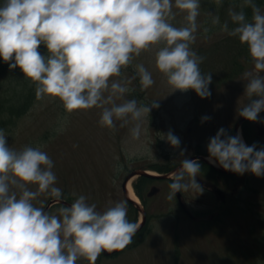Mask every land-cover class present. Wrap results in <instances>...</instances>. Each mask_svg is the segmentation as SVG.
Wrapping results in <instances>:
<instances>
[{
  "label": "clouds",
  "instance_id": "1",
  "mask_svg": "<svg viewBox=\"0 0 264 264\" xmlns=\"http://www.w3.org/2000/svg\"><path fill=\"white\" fill-rule=\"evenodd\" d=\"M244 6L252 10L251 21L243 10L230 9L228 15L236 26L229 30L226 22L222 30L247 45L254 70L241 75L249 102L239 109V116L258 122L264 112V11L254 0H244ZM200 7V0H3L0 59L10 70L19 67L24 78L36 85L37 99H59L69 114L102 109L101 127L115 129L116 121L122 122L121 127L136 122L130 132L137 137L139 121L158 105H138L135 99L116 103L130 91L131 81L113 78L120 77L142 52L160 46L156 68L173 91L191 89L201 98L210 96L211 74L201 72L204 58L191 47ZM173 8L185 14V26L170 22L175 18ZM213 23L218 24L219 18L214 17ZM41 45L47 55L38 50ZM135 72L142 90L155 83L143 64L135 65ZM209 119L204 116L201 122ZM166 139L179 147L171 132ZM207 151L209 162L226 171L264 176V147L246 145L239 134L229 136L221 128L210 138ZM53 167L39 147L13 150L0 129V264H76L80 259L96 264L103 253L123 250L133 242L140 225L129 221L125 201L103 212L84 195L59 207L58 214L35 206L33 201L41 194L62 199ZM200 171L197 160L182 159L170 174L167 198L189 190L202 193L196 180Z\"/></svg>",
  "mask_w": 264,
  "mask_h": 264
},
{
  "label": "rangeland",
  "instance_id": "2",
  "mask_svg": "<svg viewBox=\"0 0 264 264\" xmlns=\"http://www.w3.org/2000/svg\"><path fill=\"white\" fill-rule=\"evenodd\" d=\"M233 1L200 0L195 42L191 47L204 58L200 64L201 72L210 73L212 77L207 98L199 97L191 89L173 91L166 77L156 68L158 45L134 57L132 65L122 69L120 77L113 78L121 82L129 80L128 88L131 91L137 89L139 78L135 65L143 64L155 81L150 88L143 90L145 101L142 104L150 107L156 104L158 107H151L149 115L139 121L137 137L130 132L136 122L130 121L121 127L122 122L116 121L115 129L101 127L98 122L102 109L94 107L69 114L59 99L45 97L42 100L36 98L24 116L11 120L2 129L8 146L16 151L29 146L39 147L46 152L54 163L55 186L62 190V198L73 203L84 195L87 202L96 204L100 212L115 202H126L121 183L127 168L148 163L174 166L194 149L207 155L210 138L221 128L230 133L233 123L240 117L239 109L249 102L245 94L246 81L240 79L243 72L254 70L253 62L248 54L242 57L248 59L245 65L240 66V61L230 65L233 52L240 47L236 45L237 37L222 30L226 22L229 30L234 28L229 26L228 15L230 9L234 10ZM260 8L264 11V4ZM173 12L175 18L170 22L176 27L185 26V14L175 8ZM214 17L219 18L218 24L213 23ZM44 50L43 55H47L46 47ZM125 100H131L128 93L116 103ZM204 116L210 119L202 123ZM250 126L249 138L253 141L255 134L259 135L255 144L258 149L264 147V112L259 114V121ZM169 132L179 139V147H173L167 141ZM204 168L206 171L201 170L196 177L203 192H183L195 212H205L201 215L202 222H188L186 226L179 225V222L176 225L175 216H170L171 212H177L175 199L167 198L169 182H164V191L148 207H155L152 211L156 217L139 237L144 231L146 234L141 238L137 236L119 253L110 257L102 254L96 264H173L175 259L179 264H264V229L261 227L264 224L261 225L264 221V176L256 177L245 172L218 179L219 173L212 170V174L208 167ZM201 179L212 181L227 191L229 198L225 206H220V213L215 214L219 200L203 186ZM29 188L36 190L35 185ZM13 191L19 195V189ZM50 199L52 197L47 194H41L33 204L44 207ZM126 204L128 219L132 222L135 212L129 211V204ZM61 206L65 205L55 203L48 211L58 214ZM211 214L215 215L214 219L207 223ZM76 264H88V261L80 259Z\"/></svg>",
  "mask_w": 264,
  "mask_h": 264
},
{
  "label": "trees",
  "instance_id": "3",
  "mask_svg": "<svg viewBox=\"0 0 264 264\" xmlns=\"http://www.w3.org/2000/svg\"><path fill=\"white\" fill-rule=\"evenodd\" d=\"M254 2L260 7L264 4V0H254ZM3 3V0H0V4ZM234 7L235 11L243 10L246 14V18L251 21L252 10L250 7L244 6V2L241 0H235L231 4ZM230 27H235L232 22L229 23ZM222 44L221 42H219ZM236 45L240 47L238 50L233 52V63H238L240 61V66L246 64L248 59L242 57L248 55L247 45L241 44L238 37L236 40ZM44 45H41L38 49L41 54H44ZM252 60V59H251ZM264 76V73H263ZM138 88L130 90L128 92L129 99H135L136 101H140L139 103H143L145 101V94L144 91L141 89L140 83H137ZM36 85L32 83L30 80L24 78V74L19 69V67L10 70L9 65L3 62L0 59V129H4L8 126V122L11 120L19 119L20 117L24 116L29 109L32 107L35 99H36ZM244 134L247 138L250 146L255 144L256 139L258 138L257 134H255V138L253 137V143L250 141L249 134H250V123L248 120L244 122ZM254 136V133H253ZM201 169L207 167V164L204 162H200ZM157 168L161 169L159 166ZM230 176V175H229ZM260 219L263 220L261 217ZM264 221L261 222V225ZM148 226H145L147 229ZM264 229V224L261 226ZM144 230V228H143ZM145 232V231H144ZM142 233L141 237H143L145 233ZM139 237V238H141ZM173 264H179L177 259L174 260Z\"/></svg>",
  "mask_w": 264,
  "mask_h": 264
},
{
  "label": "flooded vegetation",
  "instance_id": "4",
  "mask_svg": "<svg viewBox=\"0 0 264 264\" xmlns=\"http://www.w3.org/2000/svg\"><path fill=\"white\" fill-rule=\"evenodd\" d=\"M246 121V120H245ZM244 121V122H245ZM243 122V124H244ZM242 124V128L244 129V125ZM242 135L243 130L241 131ZM227 135L229 136H235V130L232 127V129L230 128V133H228ZM197 152H199L198 150L194 149V152L192 151L190 153V157L193 156L194 154H197ZM208 152V151H207ZM188 156V157H189ZM186 157V158H188ZM181 163V161L172 166V165H157L155 163H148L146 165L143 164H139L137 166H134L133 168H127V170H125L124 174H123V180H125V178L131 174H134L138 171H144L145 169H156L157 171H159L160 173H165L168 174L170 171H172L173 169H175L177 167V165H179ZM157 166H159L161 169L157 168ZM204 171L205 168H204ZM210 173H214V171H212L211 169H209ZM216 172V171H215ZM207 173V172H206ZM219 173L218 174V179H223L226 177L227 174H223L220 172H216ZM229 176V175H228ZM170 176H163V177H152V176H145V175H136L134 176L132 179H130V181L128 180L131 188L133 191H135V193L137 194V196L140 199V204L143 207L144 211H145V221L144 224L141 228L138 229V231L136 232L135 236L133 237V239H135L137 236L139 237V235L141 234V232L143 231V228H145V226H149V224L151 223V220H153L154 216V212L152 210L155 209V207H153L152 209L148 208L149 205H152L151 203L154 201V199H156L157 196H160V194L164 191V182H169V184L172 182L171 179L169 178ZM122 180V181H123ZM203 186L209 190L212 191L214 193V189L217 187L216 184L214 182H210L208 180H203L201 179ZM122 184V183H121ZM224 192V196L225 199L219 200V206L217 211L215 212V214H218L221 212V207L220 206H225L226 202L228 201L227 197V191H225L224 189H222ZM122 195L124 197V199L126 200V202L129 204V211L135 212V219L132 222L137 223L138 219H139V211L138 208L136 206L133 205V203H131L123 194ZM217 197V196H216ZM174 201H175V208L177 210V212L174 214L173 212H171L170 216L174 217L176 219V225H178V223L180 222L179 225H185L188 222H196V223H200L203 221V218H201V215L203 216L205 214V212H196V214H194V210L192 208V204H188V202L185 199V196L183 195V193L179 192V196H175L174 197ZM217 199H219L217 197ZM215 215L211 214L207 217V222H211L213 220ZM156 219V218H155ZM181 220V221H180ZM179 227V226H178ZM131 245V244H130ZM130 245L126 246L125 248H128ZM124 248V249H125ZM123 249V250H124ZM119 251L121 252L122 250H118L117 252L119 253ZM116 252V253H117ZM115 253V254H116ZM114 255V254H113ZM104 256V255H102Z\"/></svg>",
  "mask_w": 264,
  "mask_h": 264
},
{
  "label": "water",
  "instance_id": "5",
  "mask_svg": "<svg viewBox=\"0 0 264 264\" xmlns=\"http://www.w3.org/2000/svg\"><path fill=\"white\" fill-rule=\"evenodd\" d=\"M243 119H244V118L241 117V118L236 122L235 127H238L239 124L242 122ZM188 159H192V160H193V159H204V157H203L202 155H195V156H192V157H190V158H188ZM219 170H220L221 172H224V173H233V172H231V171H226V170H224L223 168H219ZM136 173H137V174H141V175H145V176H152V177H160V176H162V177H163V175L158 176V175L150 174V173H148V172H146V171H138V172H136ZM131 175H133V174H131ZM131 175L127 176V177L125 178V180L122 182V190H123L124 195L129 199V201L133 202V200L130 199V198L127 196V194H126V192H127V187H126L127 184H126V183H127L128 178H129ZM164 176H165V175H164ZM218 191H220V190H218ZM176 195L179 196V192L176 193ZM55 202H59V203L65 204V205H67V206H70V205H71V203H69V202L66 201L65 199H61L60 201H57V200L54 198V199H51V200L49 201V203L44 207V210L47 212L48 209H49V207H50V205H51L52 203H55ZM133 203H134V204L140 209V212H141L142 218H141L140 223H138V225L141 226V225L144 223V221H145V212H144V210H143L138 204H136L135 202H133ZM117 251H118V250H114V251L111 252V253L105 252V253H103V254H104V255H111V254H113V253H115V252H117Z\"/></svg>",
  "mask_w": 264,
  "mask_h": 264
},
{
  "label": "bare ground",
  "instance_id": "6",
  "mask_svg": "<svg viewBox=\"0 0 264 264\" xmlns=\"http://www.w3.org/2000/svg\"><path fill=\"white\" fill-rule=\"evenodd\" d=\"M239 135H240V132H239ZM240 136H241V135H240ZM207 159L209 160V156L207 157ZM213 164L219 166L218 163H215V162H214ZM150 172L154 173V171H152V170H150ZM127 192H128V196H129L132 200H134V201H136V202L139 201V198H138L137 195L133 192V190H132V188H131V186H130L129 183L127 184Z\"/></svg>",
  "mask_w": 264,
  "mask_h": 264
}]
</instances>
